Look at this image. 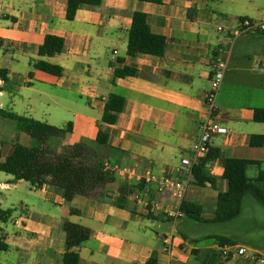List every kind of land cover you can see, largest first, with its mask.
<instances>
[{
  "label": "crops",
  "instance_id": "crops-1",
  "mask_svg": "<svg viewBox=\"0 0 264 264\" xmlns=\"http://www.w3.org/2000/svg\"><path fill=\"white\" fill-rule=\"evenodd\" d=\"M66 9L65 0H0V70H6L10 80L0 92V108L57 127L71 122L72 132L56 137L57 153L83 146L90 164L130 167L135 175H115V182L101 187L100 198L77 195L70 202L49 185L32 187L39 192L38 198L56 209H33L20 217L2 215L0 238L7 251L15 252L17 260L12 264H62L66 221L91 230L79 248V264H146L150 260L155 264H203L208 259L202 252H193L218 251L215 236L264 251V244L231 231L198 234L192 222L214 223L177 216L182 201H190L205 207V219L213 217L218 193L228 190L222 177L228 158L259 161L260 165L248 166L250 178L264 170V147L249 145L252 135H264V123L253 119L254 109L264 108V34L237 35L240 18L264 19V0H164L162 4L103 0L101 5L79 8L73 21L67 20ZM136 11L147 14L154 34L167 38L163 56L127 55L128 32ZM47 35L64 38L61 54L39 56ZM221 58H228V69L218 92L216 117L227 133L211 141V148L219 151L206 166L214 185L198 186L183 165L191 160L192 146L200 135L211 73ZM41 59L61 66L63 75L34 69L32 63ZM125 66L141 75L115 78V69ZM46 86L59 91L49 94L43 90ZM29 90L38 98L33 99ZM112 93L126 99L125 110L113 125L102 121ZM4 122L0 116V130L5 132ZM100 130L109 134L107 144L98 142ZM20 131L23 144L19 136H13L16 143L36 145ZM163 177L180 179L185 186L183 195L163 186ZM13 180L1 177L0 190L29 183ZM125 184L129 187L121 190ZM7 210L0 201V211ZM252 213L264 216V206L246 197L240 216L230 222ZM8 222L12 227L3 231ZM258 226L254 223L251 229ZM167 236L173 239L171 255L164 250ZM215 264L249 263L230 258Z\"/></svg>",
  "mask_w": 264,
  "mask_h": 264
},
{
  "label": "trees",
  "instance_id": "trees-1",
  "mask_svg": "<svg viewBox=\"0 0 264 264\" xmlns=\"http://www.w3.org/2000/svg\"><path fill=\"white\" fill-rule=\"evenodd\" d=\"M67 2L66 18L73 21L79 8L84 5L98 6L103 0H65ZM153 4H162L164 0H139ZM243 18H240L242 20ZM167 38L154 34L148 23L146 13L136 11L132 17V24L128 32L127 55L136 56L137 54H149L154 56H163L167 48ZM65 48V40L55 35H47L44 43L39 48L40 57H54L61 54ZM36 70L61 77L63 68L45 60H36L32 63ZM115 78H124L127 76H139L141 73L132 67H123L115 69ZM6 70H0V78L4 86L0 87V92L10 83L6 75ZM126 99L118 94H109L102 121L106 124H115L118 121V115L125 110ZM0 116L4 120L13 121L17 127L26 132L36 145L27 147L16 143L8 155H3V143L0 141V172L11 175L14 182L23 180L29 182L32 187L37 189L44 185L56 188L61 191L66 202H70L77 195L100 198L102 196L101 187L116 181L115 175L104 171L100 164H90L86 157L87 149L83 146L68 147L65 153H57L51 147H48L47 141L50 137H61L72 132V123L69 122L64 127H56L46 122L38 121L33 118L18 115L11 111L0 108ZM254 122L264 123V108L254 109ZM98 142L107 144L109 134L100 130L98 133ZM251 147H264V135H252L249 141ZM219 156V151L211 148L208 156L202 159L193 167L195 184L204 186L206 183L214 185V179L209 177L206 171L207 164ZM259 161L228 158L225 162L223 179L228 182V190L218 193L216 203L213 206V217L205 219L203 213L205 207L201 204L182 201L180 212L186 217L196 222H210L214 224H223L230 222L240 216L243 202L246 197H252L260 205L264 206V170H261L255 178L247 175L249 165H260ZM125 184L121 187L128 188ZM135 185L133 188H137ZM74 213L75 211H71ZM10 216L11 210L2 215ZM65 233V252L63 254L62 264H79L80 246L91 236V230L79 224L66 221L64 224ZM219 241L220 245L236 244L232 239L225 236L212 237ZM198 240H191V243H197ZM0 238V251H7ZM202 252L204 258L208 261H202L203 264H215L224 258L222 254L213 249L205 251H194L193 254ZM146 264H155V260H150Z\"/></svg>",
  "mask_w": 264,
  "mask_h": 264
},
{
  "label": "built area",
  "instance_id": "built-area-1",
  "mask_svg": "<svg viewBox=\"0 0 264 264\" xmlns=\"http://www.w3.org/2000/svg\"><path fill=\"white\" fill-rule=\"evenodd\" d=\"M240 29L237 35H245L248 33H261L264 34V19L256 21L248 18L239 20ZM223 28H219L222 31ZM228 68V58L217 59L214 63V68L211 73V87L205 96V104L207 106V112L200 124V135L197 141L192 146V157L190 161L184 162L183 168L189 173L188 177L195 179L193 174V167L198 164L202 159L206 158L211 149V141L215 135H223L227 133V129L217 122L216 117V102L219 89L224 81L225 74ZM102 169L119 175L122 177L134 176V171L130 167H119L111 165L110 163H104ZM163 186L172 188L178 195H183L185 186L180 179H172L169 177H163ZM183 215L180 211L177 216ZM164 250L168 254H172L173 251V239L167 236L164 239ZM218 251L224 258H241L249 264H264V251L253 249L242 245L226 244L219 247Z\"/></svg>",
  "mask_w": 264,
  "mask_h": 264
},
{
  "label": "rangeland",
  "instance_id": "rangeland-1",
  "mask_svg": "<svg viewBox=\"0 0 264 264\" xmlns=\"http://www.w3.org/2000/svg\"><path fill=\"white\" fill-rule=\"evenodd\" d=\"M242 1L247 2L248 0ZM1 55L2 54L0 51V57ZM43 90H45V92L49 94H54L59 91L51 86H46L45 88H43ZM27 93H29L33 99L38 98L35 92H30L29 90L27 91ZM53 122L58 123V121L54 120ZM4 123L7 129L5 132L0 130V141L3 143V155L5 156L11 152L12 146L16 144V139H14V137L19 136V142L23 144L22 138L24 136L23 134H21L22 132L17 128L16 124L13 121L5 120ZM57 141H59V139H57L55 136L50 137L47 141L48 147H51L53 150H55ZM250 168L252 169V167ZM262 169H264V164L262 166ZM250 174H252V172L249 170V175ZM6 176L11 179L13 178V176L11 175L0 172V178ZM38 194L39 192L34 191L29 183H22L19 184L17 188L11 190H0V201L2 202V207L5 210L10 209L12 211V217H20L26 214H30L33 209L39 211H54L56 209V207H54L52 204L44 203L40 198H38ZM192 223H194L192 229L198 234H206L211 232L217 234H225L226 232L231 231L243 236H247L248 238H252L253 240L264 244V216L262 214L256 215L252 213V216H247L246 218L244 216L242 220L238 222L234 221L223 224L198 225L195 222ZM254 223H257L259 226L251 229V226ZM6 227H12V224L8 222L7 224L3 225V231L6 230ZM16 260L17 257L14 251H0V264H12L16 262Z\"/></svg>",
  "mask_w": 264,
  "mask_h": 264
}]
</instances>
